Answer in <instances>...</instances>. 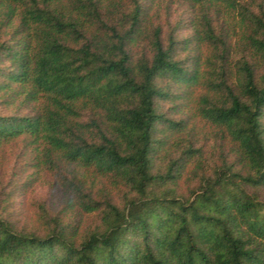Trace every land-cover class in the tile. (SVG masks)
Wrapping results in <instances>:
<instances>
[{
	"label": "trees",
	"instance_id": "16d2710c",
	"mask_svg": "<svg viewBox=\"0 0 264 264\" xmlns=\"http://www.w3.org/2000/svg\"><path fill=\"white\" fill-rule=\"evenodd\" d=\"M0 264H264V0H0Z\"/></svg>",
	"mask_w": 264,
	"mask_h": 264
},
{
	"label": "rangeland",
	"instance_id": "374dc122",
	"mask_svg": "<svg viewBox=\"0 0 264 264\" xmlns=\"http://www.w3.org/2000/svg\"><path fill=\"white\" fill-rule=\"evenodd\" d=\"M188 9L189 8L185 3H172L170 4V8L162 7V9H160V15L162 18L161 21L165 25V31L169 29L168 26L173 27L178 21H187L191 15V12ZM180 27H182V25ZM189 33V30L180 29L175 33V36L177 38H183ZM182 53L183 52H181V54ZM32 195L27 194L24 197H21L17 203L18 207H20L26 214L32 213V199L37 200L38 202H46L49 206H57L60 198V192L58 190L52 189L46 185L38 187Z\"/></svg>",
	"mask_w": 264,
	"mask_h": 264
}]
</instances>
